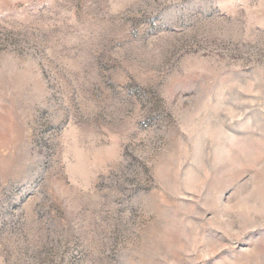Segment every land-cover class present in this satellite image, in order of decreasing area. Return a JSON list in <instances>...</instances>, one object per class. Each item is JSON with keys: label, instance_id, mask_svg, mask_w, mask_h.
Instances as JSON below:
<instances>
[{"label": "rangeland", "instance_id": "obj_1", "mask_svg": "<svg viewBox=\"0 0 264 264\" xmlns=\"http://www.w3.org/2000/svg\"><path fill=\"white\" fill-rule=\"evenodd\" d=\"M0 264H264V0H0Z\"/></svg>", "mask_w": 264, "mask_h": 264}]
</instances>
